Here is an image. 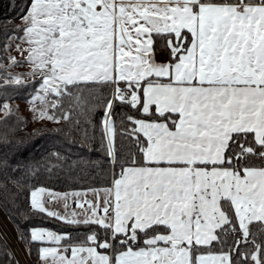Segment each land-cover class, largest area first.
Wrapping results in <instances>:
<instances>
[{
    "label": "snow or ice",
    "instance_id": "6c2138e0",
    "mask_svg": "<svg viewBox=\"0 0 264 264\" xmlns=\"http://www.w3.org/2000/svg\"><path fill=\"white\" fill-rule=\"evenodd\" d=\"M18 19L0 43V90L30 89L31 121L66 136L74 114L78 128L102 110L113 168L91 198L28 188L15 207L24 225L14 221L28 255L35 245L40 264H264V0H30ZM89 86L100 87L92 102ZM10 99L3 141L18 130ZM38 216L65 230L31 226ZM5 261L19 264L0 233Z\"/></svg>",
    "mask_w": 264,
    "mask_h": 264
},
{
    "label": "trees",
    "instance_id": "16d2710c",
    "mask_svg": "<svg viewBox=\"0 0 264 264\" xmlns=\"http://www.w3.org/2000/svg\"><path fill=\"white\" fill-rule=\"evenodd\" d=\"M29 2L30 0H0V43L3 42L4 34L20 23L18 16ZM29 92L30 89L23 88L15 91L10 88L7 92L0 90V100L11 97L8 102L15 109V103L25 104ZM82 92L84 97L92 102L93 95L100 92V87L89 86L82 89ZM65 104L67 105L68 101H65ZM101 116L100 109L94 110L90 118L87 115H81L77 128L74 126L77 118L74 114L73 125L63 126L65 131L71 130L69 136L53 131L56 127L53 124L38 123L31 128L27 119L19 112L8 120V125L18 130L9 132L7 141L0 140V210L10 220L17 235L16 223L23 226L24 221L16 215L15 207L26 206L28 188L31 185L44 186L56 192L110 187L113 168L101 141ZM17 117L25 119L27 123H19ZM2 119L3 116L0 114V120ZM116 123L119 128L118 119ZM5 131L6 126L0 124V137ZM93 132H95L94 137ZM85 135H87V142ZM115 144L117 151L123 150L121 154L127 151V142L122 140L119 134L116 136ZM55 151H59L63 159L56 160L50 157V153ZM37 164L41 167L39 176L34 178L29 170ZM49 168L51 171H48ZM116 171L119 169L117 168ZM26 182L27 186H23ZM29 224L57 232L65 230L64 225L42 216L33 217ZM253 227L255 229V225ZM83 234L81 230L80 235ZM23 245L29 251L28 247ZM8 251L13 253L9 245ZM29 257L31 259L39 257L37 246H32Z\"/></svg>",
    "mask_w": 264,
    "mask_h": 264
},
{
    "label": "rangeland",
    "instance_id": "374dc122",
    "mask_svg": "<svg viewBox=\"0 0 264 264\" xmlns=\"http://www.w3.org/2000/svg\"><path fill=\"white\" fill-rule=\"evenodd\" d=\"M13 55H15V53H13ZM14 71H23V69H15ZM14 106H15V109L18 107L19 108V113H21L25 117V119H27L28 124H29V127L32 128L33 126H35L36 124H38V123H33L31 121V117H30L29 112L27 111L26 104H23V103H15ZM104 189H106V188H104ZM90 190L102 191L103 189L102 188H96V189L67 191V192H58V193L81 192V194L83 195V193L85 191H89V198H91V192H90ZM4 228H6V230L9 232V234L13 238V240H14V244L13 245L16 248L19 249V251L23 255V258H24L25 263L26 264H33V259H31L28 256V254H27L28 251H27L26 247H24L23 243L19 242L18 235H17V233L15 231L14 226L12 225V223L10 222V220L0 210V231L1 230L4 231L3 230ZM9 234H7V233H4L3 234L4 236L7 237V240L10 238V235ZM15 247H14V250H16ZM17 256L19 257L18 253H17Z\"/></svg>",
    "mask_w": 264,
    "mask_h": 264
},
{
    "label": "built area",
    "instance_id": "2783aa9c",
    "mask_svg": "<svg viewBox=\"0 0 264 264\" xmlns=\"http://www.w3.org/2000/svg\"><path fill=\"white\" fill-rule=\"evenodd\" d=\"M5 233H6V232H5ZM3 234H4V232H3ZM8 242H10V245L14 244L13 241L11 240V238L8 239ZM11 242H12V243H11ZM13 246H14V245H13ZM14 247H15V246H14ZM15 248H16V247H15ZM15 253H16V256H17V253H18V255H19L18 259H22V257H21V255H20L19 251L17 250V248H16ZM22 261H23V260H22Z\"/></svg>",
    "mask_w": 264,
    "mask_h": 264
},
{
    "label": "crops",
    "instance_id": "0c3cea01",
    "mask_svg": "<svg viewBox=\"0 0 264 264\" xmlns=\"http://www.w3.org/2000/svg\"><path fill=\"white\" fill-rule=\"evenodd\" d=\"M157 59H163V57L158 56ZM27 254H28V252H27ZM33 264H40L39 257L36 259H33Z\"/></svg>",
    "mask_w": 264,
    "mask_h": 264
},
{
    "label": "bare ground",
    "instance_id": "6f19581e",
    "mask_svg": "<svg viewBox=\"0 0 264 264\" xmlns=\"http://www.w3.org/2000/svg\"><path fill=\"white\" fill-rule=\"evenodd\" d=\"M19 261H20V264H25V263H23L22 259H19Z\"/></svg>",
    "mask_w": 264,
    "mask_h": 264
}]
</instances>
